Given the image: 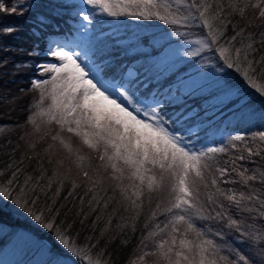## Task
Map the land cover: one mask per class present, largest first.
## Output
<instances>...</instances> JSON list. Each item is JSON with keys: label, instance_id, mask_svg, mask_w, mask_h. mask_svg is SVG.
<instances>
[{"label": "snow or ice", "instance_id": "obj_1", "mask_svg": "<svg viewBox=\"0 0 264 264\" xmlns=\"http://www.w3.org/2000/svg\"><path fill=\"white\" fill-rule=\"evenodd\" d=\"M36 7L29 0L6 7L0 0V13L24 16ZM61 7L73 9L78 21L67 34L58 31ZM249 9L259 23L241 26ZM102 15L156 20L169 28L125 42L96 32ZM193 26L202 30L201 38H188ZM230 26L234 34L225 39ZM14 31L0 28V34ZM30 32L44 41L43 48L34 42L28 55L46 58L32 65L46 78L31 81L39 100L24 124L16 125L23 130L16 146L9 151L10 139L0 143V161L7 158L0 166V226L12 213L32 225L12 233L14 248L37 255L34 264H109L107 245L116 237H108L105 248L99 245L117 209L95 239L81 242L74 225L78 221L83 228L96 214L95 232L100 213L115 202L131 213L120 216L122 233H134L143 217L144 231L128 264H264V226L254 227L264 220V150L241 148L233 142L246 138L230 135L233 152L222 166L219 154L229 148L206 143L218 115L250 107L245 87L264 99V0H79L36 12ZM0 52L7 53V47L0 45ZM211 58L213 63L203 62ZM8 62L6 54L0 56V68ZM228 70L240 83L229 79ZM0 101L8 103L7 95ZM12 130L11 123H0V135ZM255 137L264 142V131ZM21 143L25 151L17 159ZM253 157L261 158L255 169L240 163ZM25 160L34 162L31 172ZM231 173L238 179H230ZM226 184L243 190L221 186ZM81 186L90 194L87 211L83 196L75 205ZM231 209L247 218H234ZM230 232L238 236L229 241Z\"/></svg>", "mask_w": 264, "mask_h": 264}, {"label": "trees", "instance_id": "obj_2", "mask_svg": "<svg viewBox=\"0 0 264 264\" xmlns=\"http://www.w3.org/2000/svg\"><path fill=\"white\" fill-rule=\"evenodd\" d=\"M6 7H11L7 0H4ZM44 2V0H41ZM255 13L253 10L249 9L246 14V18L244 21H241V26L247 23L248 20H252L253 23L258 24L259 22L255 20ZM66 21V22H65ZM236 22L235 20L233 21ZM14 27L17 31L12 32L11 34H0V45L7 47V53L0 52V56H4L6 54L8 59V64L0 68V96L7 95L8 103L4 101H0V123H11L13 126V130L6 132L3 135H0V143L11 140V144L9 145V151L11 148L15 147L18 143V134H22L23 130L17 128L16 125L20 124L23 125L27 115L31 111H35V109L31 108L33 101V91H36L32 88L31 81L28 79L26 74L28 70L31 69L30 66L27 65V62L32 64L30 56L28 55V47H33L34 42H39L40 40H35L32 37L31 32L29 33L27 28L25 27V21L17 14H8V13H0V28L3 27ZM66 28L69 29L71 24L68 22V17H62L59 28ZM58 28V29H59ZM248 31L258 32L259 29L256 28H249ZM234 33L232 31L231 26L229 27L226 37L232 36ZM237 46H239V40L237 41ZM257 47H259L257 45ZM23 50V51H22ZM258 58V56H257ZM16 65H22V67L17 68ZM32 66V65H31ZM230 75L229 79L240 83V78L234 70H228ZM32 71H30L31 73ZM246 93V99L250 102L261 106L264 109V99H261L258 94H256L253 90L248 89L247 87L244 88ZM230 109V108H229ZM227 109L223 113V116L218 115L216 120L213 121V129L212 135L213 144L214 146H224L229 148L228 153L226 154H219V161L223 166V162L229 159V156L233 152V149L229 147V138L230 135L239 134L246 139L244 141H235L236 145L243 147L244 144H248L254 148H260L264 150V142L259 141L258 137L254 138V134L259 133L260 131H264V116L259 118H238V117H229L230 110ZM233 114L230 115H235ZM250 118V119H249ZM29 127V126H26ZM216 128H219V132L216 131ZM25 146L21 143L20 147L16 151V158L19 159L21 153H24ZM40 151V149H38ZM247 156V153H243ZM34 155V153H33ZM0 157H4V153L0 152ZM7 162V158L5 157L2 161H0V166L3 163ZM244 165V167L248 169H255L261 163L260 157H253L251 160H245L240 162ZM35 167L34 162L25 160L24 168L27 172H31L32 169ZM232 179H238L235 173H231L230 177ZM23 175L20 176V180L23 181ZM79 181V180H78ZM235 187H241L240 184H233ZM222 186V185H221ZM259 187V184L256 185ZM70 184L66 185L62 191L60 197V203H64V196L68 195V191L70 190ZM243 190L242 187L240 191ZM107 195L111 196L113 193L111 190L108 189ZM119 195V194H118ZM84 197V209L85 211L88 210L87 201L89 199V195H85V189L81 186L77 189L74 193L75 198V205L76 207L80 206L79 197ZM155 200V199H154ZM43 202V197L41 198ZM50 203V201H49ZM59 206V205H57ZM68 206H72L71 200L68 203ZM154 206V205H153ZM117 209V215L112 216V224L110 226L109 232L106 234L105 238H102L100 241L99 248H105V241L108 237L115 236L116 239L111 240L110 243L107 245L105 258L109 259V264H127L134 255V249L139 244L142 233L144 231V222L143 217L137 222L136 231L133 233L130 229L126 230L125 232H121V229L117 227V225L121 224L120 216H130L131 213L123 212L121 206L118 203L113 202L108 212H101L100 215L102 219L99 223H97L96 231H92V221L96 219V214H92L89 216L86 225L82 228L77 221L74 225V232H80V240L83 242L87 237L92 236L94 239L100 236V229L105 227V223L108 219V215L111 213L112 209ZM15 213H12L11 216L5 217V223L0 226L3 228L7 227H17L18 229H23L25 227H32L31 222L26 220L24 216L13 217ZM16 216V215H15ZM162 219V217H161ZM19 221V224H17ZM250 223V220L249 222ZM11 225V226H9ZM257 225H254L256 229H260L264 226V222L258 221ZM215 227H222V225H215ZM5 228V229H7ZM225 232H228L227 229H224ZM41 235H45V233H41ZM234 236V234L228 233L226 239L229 241ZM127 239L129 243L127 245H122L121 241ZM219 239V238H217ZM236 247L243 248L244 246L236 244ZM99 251V249H97Z\"/></svg>", "mask_w": 264, "mask_h": 264}, {"label": "rangeland", "instance_id": "obj_3", "mask_svg": "<svg viewBox=\"0 0 264 264\" xmlns=\"http://www.w3.org/2000/svg\"><path fill=\"white\" fill-rule=\"evenodd\" d=\"M15 0H9V4H13ZM29 2H34L37 4L36 8H33L31 12L25 13L23 16V20L25 21V26H27V30L30 33V28L32 27V17L36 14V12H48L52 9V6L55 4H72V3H79V0H44V2H41V0H29ZM87 10V6H85ZM62 15L67 16L70 15L73 16V9L67 8V7H61L57 9ZM76 19V18H75ZM77 19L76 23L77 24ZM169 26H166L162 24L160 21L151 20V21H145V20H137L135 18L127 19V17H108L106 15H102L99 17V22L96 24V32L100 33L103 32L106 36L112 37L113 39L119 38L122 41L129 42L136 38H145V37H153L154 34L157 36L163 34L165 31H167ZM200 28L193 26L190 30V35L188 36L189 39L195 40L198 38H201ZM182 32H186L188 30L186 29H180ZM173 39H176L173 37ZM43 58V56H40ZM125 60L128 58H124ZM44 61V60H43ZM214 58L206 59L203 62L211 64L213 63ZM42 62V61H40ZM39 62V63H40ZM191 70L193 72L196 71L195 67H192ZM204 71L208 70L207 68L202 69ZM47 75V74H46ZM40 79L46 78V77H39ZM39 100V91H33V101ZM248 100V99H247ZM249 101V100H248ZM250 102V101H249ZM47 103V101H46ZM237 108H239V105H237ZM230 114L236 113L234 116L229 114V117H235L240 116L243 118L250 117V118H259L264 116V109L252 102H250V107H247L245 109H242L239 112H236L235 109L230 108L229 109ZM249 118V119H250ZM55 126H53L54 128ZM67 135V134H65ZM74 144L77 143L75 139L73 140ZM42 151V149H40ZM85 154L88 155H94L91 153H88L87 150H85ZM73 177H76V171L73 169L72 173ZM78 180L79 178L76 177ZM232 179V178H230ZM106 188L111 190L110 183L105 185ZM224 188H233L237 191H240L241 187H235L233 184H226L222 185ZM243 189V188H242ZM112 192V191H111ZM160 199H163L164 197H159ZM116 199L119 200V195L116 193ZM154 199H156L154 197ZM227 203V202H225ZM233 212L234 218L240 219L241 221H244L247 218V214H239L235 212L234 209H231ZM15 217V216H13ZM18 217V216H16ZM163 219V217H162ZM250 220V223H252L251 219H248V222ZM261 221L264 222V220H257L255 225H257V222ZM197 226L202 227L203 222L197 221ZM11 226V225H9ZM7 228V227H5ZM3 228L0 230V264H34V261L38 258L37 255H35L31 251L26 250H20L18 248L13 247L12 243V233H15L18 229L17 227H9L7 229ZM231 234H234V236H238V233L230 232ZM46 239L50 240V237L45 233L43 235ZM233 236V237H234ZM218 242L219 239H217ZM128 264V263H127Z\"/></svg>", "mask_w": 264, "mask_h": 264}]
</instances>
